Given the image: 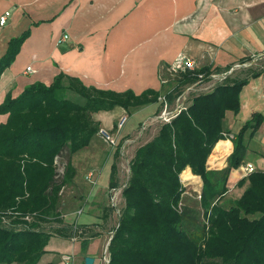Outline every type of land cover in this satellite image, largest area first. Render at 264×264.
<instances>
[{
	"label": "trees",
	"instance_id": "1",
	"mask_svg": "<svg viewBox=\"0 0 264 264\" xmlns=\"http://www.w3.org/2000/svg\"><path fill=\"white\" fill-rule=\"evenodd\" d=\"M30 36L29 29L9 41L0 58V79ZM232 67L179 70L165 95L155 89L141 94L99 89L63 72L51 85L37 82L17 98L8 94L0 105V115H8L0 124V264H38L52 237L73 236L72 226L56 227L61 222L58 205L76 174L72 157L99 133L95 113L117 107L128 111L160 103L161 98L173 104L199 75ZM263 73L264 65L241 69L210 92L195 95L137 149L123 190L125 204L108 246L109 264H264V171L241 179L240 187L248 182L242 196L224 203L232 172L244 164L249 140L264 123V116L254 113L230 139L226 113H240L244 87ZM219 142H232L233 151L230 147L223 169H209V158L227 150L222 146L217 152ZM63 156L68 162H62L65 172L59 176L56 159ZM188 168L203 183L201 210L180 206L186 191L181 175ZM116 172L114 165L112 188L118 185ZM49 224L54 230L46 232ZM81 229L84 243L95 236L88 227Z\"/></svg>",
	"mask_w": 264,
	"mask_h": 264
},
{
	"label": "crops",
	"instance_id": "2",
	"mask_svg": "<svg viewBox=\"0 0 264 264\" xmlns=\"http://www.w3.org/2000/svg\"><path fill=\"white\" fill-rule=\"evenodd\" d=\"M6 12L10 16L5 25H0V58L13 37L29 29L31 36L0 79V105L8 94L17 98L29 85L37 82L51 85L62 72L79 78L87 86L141 94L147 89L164 90L159 78L161 68L182 56L195 60L199 67L214 68L241 64L242 59L249 57L264 60V0H0V17ZM65 35L69 38L61 41ZM258 63L252 66L259 67ZM28 67L32 72L27 71ZM241 102L238 115L226 113L224 124L231 132L230 137L254 113L264 116V73L244 87ZM155 105L159 108L160 104ZM147 106L128 111L117 107L95 113L93 118L101 128L115 130L121 116L141 113ZM7 119L8 115H0V124ZM141 124L140 121L135 128L123 130L121 136L137 135ZM98 141L96 135L84 152L73 156L76 174L62 192L58 205L61 213L58 227L77 223L95 234L86 243L81 240L83 251L79 252L83 264L86 257H92L94 264H104L103 253L119 224L118 214L110 206L111 177L107 188L99 184L107 162L112 164V176L117 153L106 146L97 148ZM231 143L218 145L217 152L222 146L227 150L215 153L222 161L219 165L210 164L213 157L209 158V169L226 166L233 151ZM138 148H132L130 161ZM249 163L264 171V123L249 140L243 165ZM187 171L191 174L190 168ZM118 175L117 172L115 188L120 187ZM232 177V185L238 186L242 179L240 169L234 170ZM247 186L242 187L243 193ZM124 204L122 195L120 208ZM95 241H99L100 248L93 246ZM74 249L77 250L70 239L52 237L38 264H64L58 253ZM44 257L47 259L43 262Z\"/></svg>",
	"mask_w": 264,
	"mask_h": 264
},
{
	"label": "rangeland",
	"instance_id": "3",
	"mask_svg": "<svg viewBox=\"0 0 264 264\" xmlns=\"http://www.w3.org/2000/svg\"><path fill=\"white\" fill-rule=\"evenodd\" d=\"M258 62H259L258 63L259 66H261L262 64H264V60L258 61ZM173 64H175V63H172L170 65H166V66L164 65L161 68V71H160L159 78H160L161 85L164 87L163 88L164 89L163 90L164 95L167 94L168 90L169 89H172V87H174L175 83L177 82L176 81L177 75H176L175 71L173 69L170 71V68L172 67ZM196 64L198 65L197 62H196ZM239 71L240 70H237L236 72H239ZM204 88L198 87V88H195L196 90H192V91H187L186 90L187 88L184 89L180 93V95L177 96V98H176V100L174 101L173 104H170V105L168 104L167 105V112H169L170 115H172V114L175 113L178 105H180L181 107H187L189 105V103L191 102V99L195 95H200V94L208 93V92L211 91V89L210 90H207L206 88L205 89ZM179 96L181 97V100H180L179 104H177V101L180 98ZM159 104H160L159 105V108L157 107V105L151 104V105H149L147 107H144L140 111L141 113L134 114V112H132V114L129 115V118H128V121H127V123L125 125L124 130H128L131 127L135 128L136 125H139V122L140 121H141V123H143L144 122L143 119L146 116H150V115L156 113L157 108H158V112L156 113V115L161 114L165 110L166 105L162 101ZM156 115H153V117H155ZM148 119H150V118H148ZM161 122L162 121H159V122L156 121L155 123H153L145 131V133L143 134V136L137 142L132 143L129 146H127V152L124 151L123 154L120 153V151H118L117 149L114 150L113 148H111L109 146V144L106 141H104V139L102 137H100L98 135L99 141H98V144H97V148H100L101 149L102 147H105L106 146L110 150H112L114 153H117L118 154V156L115 157V165L117 167V172L119 174L118 175L119 176L118 183H119V186H120L119 188H121L125 184L127 185V182L129 180L128 178L130 177L129 176L130 175V157L132 156V152H131L132 151V148L133 147H140V146L144 145L146 141L152 139L154 137V135L156 134V132L158 131L159 125L162 124ZM139 128H140V126L138 127V129ZM136 136H138V134L135 135V136H130V137H122L120 139V143L121 144L119 143V146H122L123 145V142L126 139H133V138H136ZM227 138H230L231 139L230 136H227ZM232 149H233V147H232ZM84 151L85 150H83L82 152H84ZM62 162L65 163V164H67L68 159H67L66 156H63L61 158V166L63 167L64 164ZM111 171H112V164L110 162H107L105 164V166L103 168V172H102V174H101V176L99 178V179H101V182L99 183L100 186H102L104 188H107L109 186V180H110V177H111ZM117 172H116V174H117ZM120 176H121V178H120ZM181 179H182V183L184 185H186L185 186V190L186 191L183 194L182 206H189L191 208H196L198 210H201V206H200V200H201V198H200V195H201L202 186H203L202 180L199 178L198 183H189L187 181H184L183 178H181ZM231 179L233 180V177ZM231 179L229 180L230 189H229V192H228V194H227V196H226V198L224 200V203L225 204L227 202H230V201L238 200L241 197L242 193H243V189H242L243 186L242 187H240V186H233ZM245 184H248V182H246ZM111 189L112 188H110V194H112ZM52 227L54 228V225L49 224L48 226H45L44 227V230L46 232H51V231L54 230ZM56 227H58V226L56 225ZM56 239L59 240L58 238H54L53 240H56ZM98 242L99 241H95L94 243H92V244H94L93 246L94 247H97V248H100V245H99ZM81 243H82V241H79V242L75 243V248H77V250H75V249H74V251L73 250H70L67 253L59 252L58 253V256L59 257L60 256L63 257L65 255H67V254H73V255H76V259L74 260V263L73 264H83L82 263V258H81L82 255L79 252V250L80 251H83V247H82ZM46 259H47V257H44L43 258V262Z\"/></svg>",
	"mask_w": 264,
	"mask_h": 264
},
{
	"label": "built area",
	"instance_id": "4",
	"mask_svg": "<svg viewBox=\"0 0 264 264\" xmlns=\"http://www.w3.org/2000/svg\"><path fill=\"white\" fill-rule=\"evenodd\" d=\"M9 16H10V12H6L3 16L0 17V25L1 26L6 24ZM68 38H69V36L65 35L62 37L61 41H65ZM257 62H258V58L254 57V58H252V60L250 62L235 64L232 68H230L227 71H223V72H219V73L218 72H212L208 76L201 74L198 76L199 80L195 84H193L192 86L188 87L186 90L192 91V90H196L195 88H198V87H202V88L205 87L207 90L213 89L217 84L224 82L227 77L233 75L237 70H241L243 68H249L252 65L256 64ZM198 68H201V67H199L194 60H192L191 58H188L187 56H182L175 62V64L172 65V67L170 68V71L173 69L176 73L179 70L194 71L195 69H198ZM27 71L32 72V68L28 67ZM180 100H181V97L178 99L177 104H179ZM161 101L163 103H165V105H166L165 110L161 114H158L155 117H152V118L146 120L145 122H143L140 126L139 131H138V136H136V138H133V139H126L123 142L122 146H119V143H120V139L122 138L121 134L125 128V125L128 121V118H129L128 114H124L123 116L120 117V119L117 122L115 130L114 129H107V128H100L98 135L100 137H102L104 139V141H106L109 144V146L111 148H113L114 150L117 149L122 154L124 151L127 152V146H129L132 143L137 142L143 136L145 131L153 123H155L156 121H158V122L162 121L161 122L162 124L163 123H169L178 113H180L183 109H186V107H181L180 105H178L175 113L170 115V113L167 112V105H168L167 100L165 98H161ZM60 161H61V158L57 157L56 164L58 165V173H59V176H62L65 172V167L61 166ZM239 169L241 171L242 179L248 177L250 174H252L254 171H256V168L251 163L242 165ZM93 175H94L93 172H91L89 174V178L92 179ZM184 186H186V185H184ZM125 187H126V184L124 186H122L121 188H112L111 189L112 194H111L110 206L116 211V213L118 214V218H120L121 212H122V208H120L119 205H120V198L123 195V190ZM200 198H201V195H200ZM180 206L182 207V203ZM26 219L31 220L30 217H26ZM71 226H72V229L74 231V234L70 240L73 243L84 240V237H82L83 230L81 229V225H79L77 223H75V224L73 223V224H71ZM74 260H75V255H73V254H67V255L62 257V261L64 264H73ZM102 261L104 264H109V262H110V254L108 251V246L106 247V249L104 251Z\"/></svg>",
	"mask_w": 264,
	"mask_h": 264
},
{
	"label": "bare ground",
	"instance_id": "5",
	"mask_svg": "<svg viewBox=\"0 0 264 264\" xmlns=\"http://www.w3.org/2000/svg\"><path fill=\"white\" fill-rule=\"evenodd\" d=\"M220 162H222L220 156H215L211 164L216 166L219 165ZM181 178H183L184 181H187L189 183H198L199 181V178L192 176L189 171L184 172Z\"/></svg>",
	"mask_w": 264,
	"mask_h": 264
},
{
	"label": "water",
	"instance_id": "6",
	"mask_svg": "<svg viewBox=\"0 0 264 264\" xmlns=\"http://www.w3.org/2000/svg\"><path fill=\"white\" fill-rule=\"evenodd\" d=\"M95 260L92 257L85 258V264H94Z\"/></svg>",
	"mask_w": 264,
	"mask_h": 264
}]
</instances>
